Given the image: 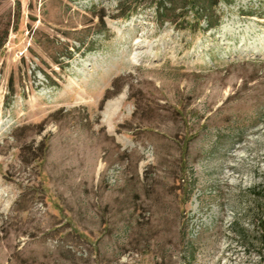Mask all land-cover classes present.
Listing matches in <instances>:
<instances>
[{
    "label": "rangeland",
    "instance_id": "rangeland-1",
    "mask_svg": "<svg viewBox=\"0 0 264 264\" xmlns=\"http://www.w3.org/2000/svg\"><path fill=\"white\" fill-rule=\"evenodd\" d=\"M156 1L0 0V264H264V0Z\"/></svg>",
    "mask_w": 264,
    "mask_h": 264
},
{
    "label": "trees",
    "instance_id": "trees-1",
    "mask_svg": "<svg viewBox=\"0 0 264 264\" xmlns=\"http://www.w3.org/2000/svg\"><path fill=\"white\" fill-rule=\"evenodd\" d=\"M223 1L225 3L228 0H157L156 10L159 16L163 19L162 21L176 22L175 10L179 9L182 11V16L180 17V24L183 22L187 23L186 26L193 27L201 22L203 19L206 23L208 29L216 27L219 25L220 16L215 13L216 7L219 2ZM192 14L193 21L185 19V15L188 13ZM264 197V181L262 183V191ZM256 226L258 229V239L260 245L264 249V216H259L256 220Z\"/></svg>",
    "mask_w": 264,
    "mask_h": 264
}]
</instances>
